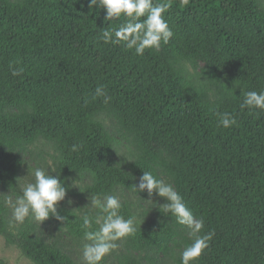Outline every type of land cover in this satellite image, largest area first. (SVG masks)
I'll list each match as a JSON object with an SVG mask.
<instances>
[{"label":"trees","instance_id":"1","mask_svg":"<svg viewBox=\"0 0 264 264\" xmlns=\"http://www.w3.org/2000/svg\"><path fill=\"white\" fill-rule=\"evenodd\" d=\"M163 2L174 35L138 55L101 39L127 18L106 20L89 0H0V189L17 195L33 159L59 171L68 193L82 183L101 199L140 194L141 206L147 191L133 186L150 171L204 220L201 235L214 233L194 264H264V110L240 107L244 92L264 91V0H153ZM98 85L107 103L93 98ZM225 112L229 128L218 125ZM153 196L141 220L121 201L136 232L100 264H181L188 229ZM10 211L0 194V236L32 264H85L77 251L98 209L62 205L66 220L11 227Z\"/></svg>","mask_w":264,"mask_h":264},{"label":"clouds","instance_id":"2","mask_svg":"<svg viewBox=\"0 0 264 264\" xmlns=\"http://www.w3.org/2000/svg\"><path fill=\"white\" fill-rule=\"evenodd\" d=\"M88 6L90 9H104L106 20L126 17L127 22L121 24L118 29L102 30L101 39L105 43L123 42L138 55H143L149 48L159 49L162 41L167 43L174 35L164 17L169 7L167 2L154 4L153 0H89ZM141 17L145 18L141 20ZM22 71V68H12V75L18 76ZM98 96H103L106 103L110 99L103 85H98L95 89L93 98ZM243 96L241 109L264 110V91H247ZM217 115L219 126L229 128L236 124L235 118L230 113ZM76 147L73 145L72 150L75 151ZM33 175L34 182L24 186L21 194L11 205L13 221L22 224L30 217L41 223L50 216L57 220H66L67 217L61 216L57 211L58 205L65 200L67 194L64 182L59 179V171L55 168L37 167ZM133 188L137 193L147 191L149 197L155 193L164 198L166 202L160 206L165 212L174 216L177 223L186 226L191 240L181 253V264H194L209 248L214 235L211 232L201 235L205 226L204 220L193 214L172 183L157 178L150 171H143L138 186L134 185ZM68 203L71 204V201ZM89 206L99 210L100 215L95 219L99 228L96 231L85 232V239L90 243L83 246V261L85 264H100L106 255L118 248L117 241L136 232V225L134 218L125 219L120 214L122 203L118 195L109 194L102 199L99 196H90ZM83 225L85 228L92 226V219L87 214L83 216Z\"/></svg>","mask_w":264,"mask_h":264},{"label":"rangeland","instance_id":"3","mask_svg":"<svg viewBox=\"0 0 264 264\" xmlns=\"http://www.w3.org/2000/svg\"><path fill=\"white\" fill-rule=\"evenodd\" d=\"M106 123L108 124V120H106ZM127 149L125 147H121L118 149V154L119 157L122 158L123 160H128L129 156L126 154ZM36 162L31 159L28 160L27 165L24 168V173L22 175V181L20 182L19 187L17 188V195L16 193H8V192H3L0 189V194L3 195L6 200L8 205L11 208L10 211V227L14 224L13 218H12V207L11 205L15 202V200L18 198V196L21 194V189L26 186L28 183L34 182V175L33 172L35 168H37ZM77 190L80 193L79 195L76 194H71L68 193L66 194L65 200L61 201L58 207L64 205L68 208L74 209L76 211H80V209L89 206L90 204V196L88 193L84 191V186L82 183L77 186ZM115 195H118L121 199V201H128L132 205V211L134 213V218L135 220H141L143 217V211L144 209H147L149 205H152L153 202H155L156 198L154 196L149 197L141 201L142 205L140 206L138 204V197L141 196L140 194L134 195L130 194L129 192H122V191H117ZM158 196V195H157ZM150 199V200H149ZM160 199V198H158ZM152 200V201H151ZM161 200V199H160ZM68 201H71V204L68 203ZM90 207V206H89ZM94 209V208H93ZM96 210V209H95ZM88 243V242H86ZM84 243V244H86ZM80 246V248L77 251V256L78 258L83 262V246ZM0 259H3L6 264H32V262L23 255L21 249L15 245L13 246H8L5 242V238L3 236H0ZM104 264H119L118 260L115 258L112 259H107Z\"/></svg>","mask_w":264,"mask_h":264}]
</instances>
